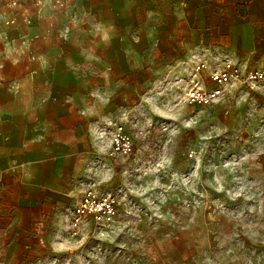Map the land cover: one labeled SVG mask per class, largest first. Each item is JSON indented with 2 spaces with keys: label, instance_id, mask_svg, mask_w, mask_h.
Listing matches in <instances>:
<instances>
[{
  "label": "crops",
  "instance_id": "obj_1",
  "mask_svg": "<svg viewBox=\"0 0 264 264\" xmlns=\"http://www.w3.org/2000/svg\"><path fill=\"white\" fill-rule=\"evenodd\" d=\"M228 59L264 67V0H0V264L71 253L72 210L105 178L104 127L157 70L205 62L212 87Z\"/></svg>",
  "mask_w": 264,
  "mask_h": 264
},
{
  "label": "rangeland",
  "instance_id": "obj_2",
  "mask_svg": "<svg viewBox=\"0 0 264 264\" xmlns=\"http://www.w3.org/2000/svg\"><path fill=\"white\" fill-rule=\"evenodd\" d=\"M188 62L104 128L105 178L93 182L119 202L122 219L89 225L74 250L50 264H264V93L228 88L196 109L186 93ZM134 142L126 159L109 155L113 128Z\"/></svg>",
  "mask_w": 264,
  "mask_h": 264
},
{
  "label": "built area",
  "instance_id": "obj_3",
  "mask_svg": "<svg viewBox=\"0 0 264 264\" xmlns=\"http://www.w3.org/2000/svg\"><path fill=\"white\" fill-rule=\"evenodd\" d=\"M208 69L205 62L195 67L194 85L186 93L188 105L197 109L207 108L220 99L232 86L241 85L249 93H264V67L247 69L233 60H225L218 68L212 70L209 79L212 87L207 86L198 75ZM134 151V142L127 133L125 125L118 123L112 131L109 155L115 160L126 159ZM122 218L118 200L109 192H99L88 187L70 216V233L79 236L87 231L90 223L97 226H111Z\"/></svg>",
  "mask_w": 264,
  "mask_h": 264
}]
</instances>
